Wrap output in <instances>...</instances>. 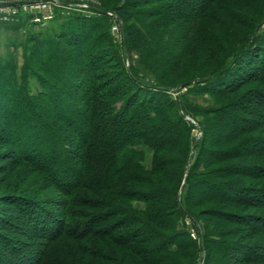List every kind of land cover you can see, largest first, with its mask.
Returning a JSON list of instances; mask_svg holds the SVG:
<instances>
[{
    "label": "trees",
    "instance_id": "obj_1",
    "mask_svg": "<svg viewBox=\"0 0 264 264\" xmlns=\"http://www.w3.org/2000/svg\"><path fill=\"white\" fill-rule=\"evenodd\" d=\"M109 1L64 21L58 42L37 33L24 44L38 56L27 69L52 77L68 62L70 89L33 98L26 70H0V196L24 165L62 198H13L33 224L21 240L0 205V264H199L203 253L205 264H264V91H243L264 86L263 0ZM111 10L129 24L122 51L138 53L153 83L107 48ZM111 62L116 76L101 71ZM185 87L217 104L188 105L205 116L202 142L173 94Z\"/></svg>",
    "mask_w": 264,
    "mask_h": 264
},
{
    "label": "rangeland",
    "instance_id": "obj_2",
    "mask_svg": "<svg viewBox=\"0 0 264 264\" xmlns=\"http://www.w3.org/2000/svg\"><path fill=\"white\" fill-rule=\"evenodd\" d=\"M34 0H0V2H24L23 5L26 6H19L16 8V13H13L15 11V8H11L9 10V17L7 20H0V70L3 71L5 68H7L6 72H8L9 69H11V66L16 67V72H21L26 70L28 78V95L31 97H36L37 95L43 94L45 91H50L53 87L60 88V91H66L70 89L71 80L68 77L70 65L68 62H65V60L62 63V68L55 69L56 70V76H52L50 74H47L46 72L42 71L41 66H38L36 64H31L29 68H26L27 65V59L26 56L31 55L32 58H38V56H34L37 54H27V51H25L24 44H28L29 46L33 47V44L31 42H28L27 39L30 37L31 34H37V33H44L46 38L53 41L55 40L58 42V39H56L58 31L60 30V26L64 21H69L73 19L76 16H85V17H92L96 16L98 12H96L92 7H95L97 9H100L104 6V3L108 4L109 7H112L113 1L109 0H54L58 3L56 5H51L52 11L54 14V17L51 20L46 21L45 19H41V21H36L35 17L42 15V13L46 14L44 11L41 12L36 8V4L32 3ZM40 1V0H38ZM132 0H122L118 4V6L124 5L128 2L131 3ZM137 1H145V0H137ZM116 3V2H115ZM262 7L260 8L259 13L264 14V0L261 1ZM141 8H137L134 10V13H137ZM110 10V9H107ZM112 11V12H111ZM107 11L109 14V20H108V27L107 32H109V36L112 39V42L107 43V48L112 47V49H119L117 51H120L121 55L126 59V66L129 68L130 66L138 67L140 69L139 76L141 79L148 83L154 82V77L150 71H147L142 65H139L137 63L138 61V53L134 52L129 55V53L126 52V55L122 51L121 48V42L124 43V40L126 38L124 34V25H129L125 22V24L115 17L112 16V14L115 13V11L111 10ZM51 12V10H50ZM259 15V14H258ZM141 19H135V24L138 26H142V21L145 19L140 17ZM141 21V22H140ZM246 30V28H244ZM260 32L264 35V23L261 26ZM98 35V34H97ZM44 36V38H45ZM109 37V38H110ZM26 41L28 43H26ZM113 43V44H112ZM52 45V44H51ZM64 43H61V46H59V49L56 44L57 51L62 50L65 46ZM113 45V46H112ZM109 55L114 53L106 52ZM262 55L264 57V48ZM129 56V57H128ZM64 58V57H63ZM190 60L194 59V56L191 55L189 58ZM111 61V59H109ZM57 63L58 60H57ZM261 63V60H260ZM4 67V68H3ZM26 68V69H25ZM116 68V62H111L110 66H105L101 69L102 72H105L109 76H116L117 70ZM40 75L41 78H39L37 75ZM33 75V76H32ZM32 76V77H31ZM253 90L255 91H264V86L260 83H252L248 85L246 88H244L243 91L246 90ZM197 90V87L192 88H183L181 92H173V94L178 96L180 93L183 96V102L186 104V109L190 113L188 120L192 123L191 131L192 136L195 137V141H201L203 139V130L202 125L204 126L205 122V116L202 115L201 112L197 111L195 108H189V106H199L200 108L204 109L210 106L217 107V104L213 97H211L208 94H200L198 92H195ZM254 91V90H253ZM63 93V92H62ZM243 93V92H242ZM241 93V95H243ZM260 93V92H259ZM252 95H255L253 92L247 94L246 96L249 98L252 97ZM253 101H257L258 98L255 96L252 99ZM252 101V102H253ZM36 105H40L41 101H36ZM189 105V106H188ZM252 107L255 108L253 105ZM199 142V143H201ZM201 144H199L200 148ZM199 150V149H198ZM146 151V166L149 167L150 158L152 151L149 148H145ZM19 163V162H18ZM18 167V175L19 180H21V183L18 187L16 183H14V188L10 191V194H8L6 197L0 196L3 198H0V205L1 211H4L5 221L10 222L11 229L15 231L17 234L14 236L19 239H25L26 237L24 234L20 236L18 233L19 231L25 230L26 233H30L31 229L29 227H33V224H27L22 218V214L20 209L16 207L12 202H14L13 198L19 196L21 198L26 199H32V200H39L46 201L50 203H54L55 200L62 199L58 192L51 188L49 189V182L45 180V178L41 175L36 180V177L30 176V173L28 171H32L30 168L27 167ZM33 172V171H32ZM18 181V179H16ZM34 183V184H33ZM3 199V200H2ZM3 203H7L4 205ZM15 203V202H14ZM137 208H142L143 206L140 203L136 204ZM248 213V212H247ZM250 214L256 215L258 212H252L250 211ZM0 221H3L1 219ZM186 223L189 225L191 234L194 238L197 237L196 235V228L198 225H195L194 222H192L189 219L185 220ZM8 222H6L7 224ZM202 223V222H201ZM9 225V224H8ZM200 228L202 224H199ZM25 233V234H26ZM22 237V238H21ZM14 238V239H17ZM27 239V238H26ZM239 255V252H237ZM199 264H205V255L204 253L199 258Z\"/></svg>",
    "mask_w": 264,
    "mask_h": 264
},
{
    "label": "built area",
    "instance_id": "obj_3",
    "mask_svg": "<svg viewBox=\"0 0 264 264\" xmlns=\"http://www.w3.org/2000/svg\"><path fill=\"white\" fill-rule=\"evenodd\" d=\"M32 3L36 4V8L41 11V12H47L46 14L42 13L40 16H36L35 20L36 21H41V19H45L46 21L51 20L54 17L53 11H52V6L51 5H56L58 2L54 0H34ZM24 2H0V20H7L9 17V10L11 8H15V11L13 13H16V8L19 6H26L23 5ZM51 10V12H50ZM113 15V14H112Z\"/></svg>",
    "mask_w": 264,
    "mask_h": 264
},
{
    "label": "water",
    "instance_id": "obj_4",
    "mask_svg": "<svg viewBox=\"0 0 264 264\" xmlns=\"http://www.w3.org/2000/svg\"><path fill=\"white\" fill-rule=\"evenodd\" d=\"M14 4V3H13ZM125 41V40H124Z\"/></svg>",
    "mask_w": 264,
    "mask_h": 264
}]
</instances>
